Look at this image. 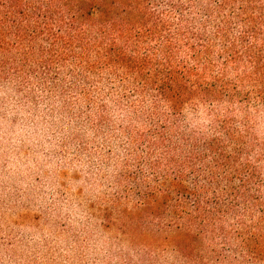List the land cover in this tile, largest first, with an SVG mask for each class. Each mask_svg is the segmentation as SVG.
Wrapping results in <instances>:
<instances>
[{"label": "trees", "instance_id": "1", "mask_svg": "<svg viewBox=\"0 0 264 264\" xmlns=\"http://www.w3.org/2000/svg\"><path fill=\"white\" fill-rule=\"evenodd\" d=\"M7 82L27 97L68 82L88 107L115 95L141 123L129 133L136 146L150 135L163 146L178 119L209 109L211 134H189L187 162L137 195L151 215L176 197L182 264H229L224 252L264 264V178L237 161L249 148L247 111L264 113V0H0ZM135 167L121 176L142 174ZM197 174L210 183L188 188Z\"/></svg>", "mask_w": 264, "mask_h": 264}, {"label": "rangeland", "instance_id": "2", "mask_svg": "<svg viewBox=\"0 0 264 264\" xmlns=\"http://www.w3.org/2000/svg\"><path fill=\"white\" fill-rule=\"evenodd\" d=\"M67 84L27 97L13 82L0 83V264H182L173 253L182 219L169 212L176 197L151 215L137 194L187 162L189 134H211L209 109L178 119V134L163 146L152 147V135L136 146L129 133L141 123L130 103L96 94L88 107ZM246 114L249 148L237 161L264 178V113ZM240 118L233 127L245 132ZM134 166L142 174L121 176ZM207 178L190 176L186 186ZM224 254L229 264H245L243 254Z\"/></svg>", "mask_w": 264, "mask_h": 264}]
</instances>
